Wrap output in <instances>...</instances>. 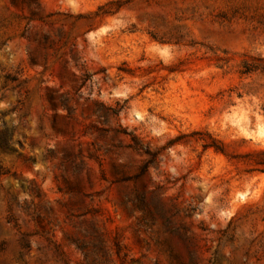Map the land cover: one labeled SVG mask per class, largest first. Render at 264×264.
Wrapping results in <instances>:
<instances>
[{
	"label": "rangeland",
	"instance_id": "obj_1",
	"mask_svg": "<svg viewBox=\"0 0 264 264\" xmlns=\"http://www.w3.org/2000/svg\"><path fill=\"white\" fill-rule=\"evenodd\" d=\"M4 132L0 264H264V0H0Z\"/></svg>",
	"mask_w": 264,
	"mask_h": 264
},
{
	"label": "trees",
	"instance_id": "obj_2",
	"mask_svg": "<svg viewBox=\"0 0 264 264\" xmlns=\"http://www.w3.org/2000/svg\"><path fill=\"white\" fill-rule=\"evenodd\" d=\"M257 69L256 66L248 64V63H244L243 64V71L242 73H248L251 72L253 70ZM0 146L2 147H7L8 146V134L6 132L2 133L0 135ZM2 167L0 165V174L2 173Z\"/></svg>",
	"mask_w": 264,
	"mask_h": 264
}]
</instances>
